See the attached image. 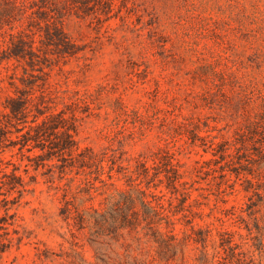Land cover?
<instances>
[{
    "label": "rangeland",
    "instance_id": "374dc122",
    "mask_svg": "<svg viewBox=\"0 0 264 264\" xmlns=\"http://www.w3.org/2000/svg\"><path fill=\"white\" fill-rule=\"evenodd\" d=\"M80 6L70 3L62 18L69 52L42 44L43 31L33 29L32 50L39 56L33 70L23 60L0 67V120L6 97L19 90L32 98L44 94L57 109L77 103L85 112L76 135L79 145L97 152L114 149L122 153L123 165L133 167L137 158H150L164 146L168 131L185 117L198 121L199 134L208 140L233 141L264 108V0H90ZM2 39L0 53L7 49ZM14 138L2 142L0 167L20 166L27 182L12 211L29 237L1 264H217L223 232L233 233L244 250H254L255 235L247 230L255 224L248 194L239 182L227 187L220 178L197 175V161L211 155L184 137L177 156L184 179L196 188L188 200L195 212L192 225L208 235L202 244L187 241L191 225L177 215L175 232L182 245L168 261L147 238L103 235L96 250L87 230L72 236L59 214L65 180L49 181L32 168L25 172L27 161L7 147ZM102 201L98 196L76 203L91 213L88 207L101 208ZM253 254L264 261V251Z\"/></svg>",
    "mask_w": 264,
    "mask_h": 264
},
{
    "label": "trees",
    "instance_id": "16d2710c",
    "mask_svg": "<svg viewBox=\"0 0 264 264\" xmlns=\"http://www.w3.org/2000/svg\"><path fill=\"white\" fill-rule=\"evenodd\" d=\"M88 1L0 0V35L7 46L0 53V67L6 68L3 64L11 60H23L33 70L39 57L32 50L36 29L43 31L42 44L52 45L59 52H69L72 44L62 27L64 12L70 3H79L82 7ZM52 103L44 94L32 98L25 89L15 96L8 95L3 104L4 119L0 120V149L3 140L14 135L7 147L17 150L21 161H27L25 172L32 168L49 181L65 180L59 214L70 227L72 236L87 230L89 243L96 250L103 235L114 240L127 236L147 238L157 244L158 257L168 261L182 245L175 232L176 216L181 214L186 225H191V232L184 238L202 244L208 234L201 228L194 229L195 212L188 203L196 188L184 179L177 156L182 150L178 141L184 137L186 143L201 147L211 155L197 161L194 168L197 175L220 178V184L227 187L239 182L248 194L250 215L255 221L253 228L247 226L249 234L255 235L252 251H264V214L258 215L260 205L264 206V108L238 129L233 141L208 140L199 134L198 121L185 117L168 131L163 138L164 146L150 158H137L135 165L129 167L122 164V153L116 155L114 149L97 152L92 147L79 145L76 135L85 112L79 110L77 103L61 109ZM19 168L14 163L9 171L0 167V264L11 248L29 237L12 211L27 187ZM76 180L79 183L74 186ZM119 180L123 186L117 185ZM167 194L169 197L165 199ZM98 196H103L104 206L88 207L91 213L81 210L76 203L92 201ZM219 235L217 264H264L261 256L255 258L253 252L235 242L233 233Z\"/></svg>",
    "mask_w": 264,
    "mask_h": 264
}]
</instances>
